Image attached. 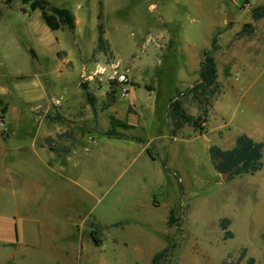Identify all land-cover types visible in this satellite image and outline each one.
I'll list each match as a JSON object with an SVG mask.
<instances>
[{"label": "rangeland", "instance_id": "374dc122", "mask_svg": "<svg viewBox=\"0 0 264 264\" xmlns=\"http://www.w3.org/2000/svg\"><path fill=\"white\" fill-rule=\"evenodd\" d=\"M45 1L53 7L67 8L80 15L83 22L78 24L77 31H50L31 2L13 0L9 7L0 2V85L9 89L23 88L33 82L36 75L44 74L48 75L47 86L56 94L64 93L71 108L78 106L81 96L77 89L85 85L92 91L103 92L101 100L110 90L108 97L113 99L109 101L116 113L122 114L124 109L127 113L134 110L126 104L127 98L118 97V88L109 87L107 75L118 66V73L128 77L132 88L137 82L140 85L143 82L142 79L136 82L133 74L152 73L154 94L134 90L136 100L147 109L145 121L137 125L132 134L145 139L166 132L165 105L171 100L182 101L189 114L195 117L203 110L212 109L214 101L210 105L203 102L205 88L193 75L187 85L180 86L179 94L173 93V89L178 86L181 73H196L192 69L198 57L194 62L185 61L179 52L188 49L186 41L192 51L209 48L210 38L221 31L217 36L218 49L213 56L222 95L216 97L219 99L208 125L207 118H201L199 125L202 129L195 130L198 134L208 130V134L167 145L170 147L167 153L170 162L180 171L171 173L180 199L167 221L164 242L169 251L155 264H221L227 255L236 256L242 248L254 258L255 264H264V166L253 176L230 175L223 182L220 174L212 168L207 149V146L219 147L218 137L229 134L252 135L264 141V19L253 21L251 18L252 10L264 6V0ZM150 4L157 8L151 10ZM244 5L249 6L248 11L243 9ZM227 9L234 14L231 22L227 20ZM98 24H102L117 56L110 52L96 54L91 50L89 45L96 39ZM245 25H249L247 30L251 33L239 35ZM50 38L54 39L52 57L41 51L37 59L32 50L30 55V48L40 51L42 41ZM101 68L106 69L104 74H96ZM212 97L207 98L212 100ZM9 104L0 97V118L6 126L2 110ZM98 113L94 117L95 126L83 109L62 119L52 107L40 116L66 124L72 139L79 135L88 145L96 142L99 132L105 134L111 129L110 126L103 132L97 126L101 118L106 123L110 117L101 109ZM219 116L223 117L222 120ZM219 121L227 125L216 132ZM117 128L116 133L124 132ZM9 131H0V134ZM179 131L186 136V128ZM154 149L151 146V150ZM98 157L89 156L86 160L91 169L98 166ZM100 160H106L105 155ZM32 161L19 158L16 164H10V168L18 170L22 177L21 187L14 189L10 183L3 184L2 189L0 187V242L14 241L16 229L17 236H21L19 241L31 242L27 246L31 252L30 261H21L20 264H151L154 256L165 248L150 262V257L140 251L147 245V239L137 237L125 227L110 229L104 237L94 233L95 227L90 225L94 220L108 223L135 215L124 202L125 195L132 191L125 181L128 173L140 165V160L109 189L106 188L113 180L112 171L103 168L106 172H102L97 189L103 193L95 207L94 199L73 182L52 178L45 169H40L42 174L30 172L29 167L34 165ZM261 161L264 164V152ZM81 165L73 168L75 176L80 175ZM1 175H4L2 171ZM30 181L38 183L39 201L36 205L29 197ZM22 217L35 220L32 223L24 221L15 227L16 221ZM223 218L230 221L228 230L232 238L227 240H223L224 232L219 227ZM156 225L162 227L161 223ZM88 229L91 238L87 235ZM156 243L150 249H159L161 243ZM10 254L11 250L0 247V264H15L13 259L9 263L3 262Z\"/></svg>", "mask_w": 264, "mask_h": 264}, {"label": "crops", "instance_id": "0c3cea01", "mask_svg": "<svg viewBox=\"0 0 264 264\" xmlns=\"http://www.w3.org/2000/svg\"><path fill=\"white\" fill-rule=\"evenodd\" d=\"M149 8L152 10L157 7L155 4H150ZM72 14L75 18L74 30L77 31V26L83 22V17L81 18L80 15H76L74 12H72ZM103 37L108 43L109 52L112 55L117 56L113 52L105 33H103ZM186 42L185 47L188 49H183L179 52L182 56H184L185 61L194 62L198 60L197 64L193 66L192 69L196 73H181L179 84L174 87L173 93H176V90L179 91L182 84L187 85L189 77H192V75L193 77L198 78L197 72L203 51L210 49L209 46V48L192 51L189 42ZM89 46L94 53L101 54L100 52H95L96 39L94 40V43H90ZM41 49L42 50L37 51L30 48L29 53L31 55L30 51L32 50L37 56V59L41 56V51L42 53H50L52 57L54 55V39L50 38L49 40L47 39L42 41ZM196 57H198V59ZM145 74H149V76ZM152 75V73L132 75L135 81L137 79H142L143 82L142 85H140V83L136 81L137 85L131 88L127 97L126 104L130 106L134 112L127 113L126 109H124L122 114L116 113L112 102L109 101L110 98L108 96H110V90L108 89V91L105 92L107 95L103 100H101V96L104 95L103 92L98 93L87 89V91L93 95L95 100L94 113L85 101L84 91L82 88L77 89L79 90L81 96L78 106L76 108H71L67 99H65L64 93L56 94L47 86L46 79L48 75H36L34 81L23 88L16 87L14 89H9L3 87L1 84L0 97L5 98L10 103L2 115L7 123V129H10V131L4 135L0 134V172L2 171V173H4V175H1L0 177L2 179L0 181L1 189L3 188V184L5 186L7 183L13 184L14 189L22 186V177L18 174V170L10 168L11 162L14 163L19 158L26 160L33 159L32 162L34 165L29 167L30 172L33 171V173L42 174V171L45 169L47 172L51 173L52 178L57 177L61 180L73 182L81 187L86 195L94 199L93 207H95L101 200L103 193L102 190H97L101 182V174L102 172L103 174L106 172V169L103 168L106 167L109 168V171H112L113 180H111L106 188L109 189V187H111L115 182L118 180L120 181V179L125 176L132 166L140 160V165L128 173V177L125 181V183L128 182L130 184L132 191L125 195L124 202L129 206V208H132L135 215L131 218H125L122 221H113L108 223L97 222L94 220V222L90 223V225L95 227L94 231L95 233L97 232V235H102L104 237L108 234V230L110 229H122L125 227L133 231L137 237L147 239V245L144 249H140V251L141 253L147 254L150 257L151 262L153 256L165 247L164 237L168 232V217L175 210V207L180 199L174 179L171 176V173L180 171L176 166L171 164L167 154L170 147H167V145L179 141H190L191 139L206 136L208 134V130L204 133L198 134L193 128L182 126L176 131L174 136H171V126L169 119L166 116L169 103H166L165 105L164 120L167 127L164 134L146 139L132 134V131L136 129L137 125L145 121V110L147 109V107L136 100L134 97V90L142 89L150 95L154 94L155 89L151 82V78L153 77ZM219 80L220 75L217 72L218 85L220 82ZM145 87H149V90L145 89ZM188 87L190 88L191 86ZM219 95L221 96L222 93ZM218 99L219 98L214 100L211 110H206V116H202V119L207 118V125L209 118L214 114V107ZM98 105H100V107H98ZM182 106L186 113L189 114L183 103ZM52 107H54V110L62 116V119L71 113H75V111L83 109L86 113H88L87 117L92 119L93 126L96 125L94 117L98 113V110L101 109L102 112L107 113L108 116H110L109 122L105 123L103 118H101L99 124L97 125L102 128L103 132L107 131L110 127V120L112 118L125 122L131 128L123 129L124 132L117 131L119 137L107 136L106 134L99 132L96 142L94 144L87 145L82 142L79 135L74 136L72 139V136L68 134L69 129L66 124H63L61 121L58 122L57 120H50L40 116V114L49 112ZM222 118V116H219V120H222ZM77 121H79V119ZM225 125L227 124L219 121L216 132L223 129ZM183 127L187 130L185 137H183L182 133L179 131L184 130ZM236 136L237 135L235 134H229L227 137L223 136L221 138L217 136L220 142L219 148L223 150L233 148ZM248 136L255 142H264L252 135ZM132 137L140 138L143 142L140 143L131 140L130 138ZM151 146H154L155 149L151 150ZM209 147L210 146H207V149H209ZM161 152H163L164 155H160ZM94 155L99 156V162L98 166H94L91 169L86 160H88L89 156L94 158ZM103 155H105L106 160L101 161L100 158ZM75 159L76 163L74 164ZM81 162L83 163L82 165ZM161 163H164V166H162ZM80 165L82 166L81 172L79 173L80 175L75 176V173L72 172L73 168L79 167ZM38 166L40 168H38ZM97 168L99 171H96ZM88 171L89 174H87ZM35 180L37 181L36 175ZM29 184V197L35 200L34 205H36L39 201L37 193L38 183L30 181ZM17 193L15 190V195H17ZM117 201L121 202V199H117ZM85 217H87V215L84 216V218ZM34 220V218L22 217L18 222L16 221L14 226L17 227V224L20 226L21 223H25L24 221H30L32 223ZM13 222H15V220H13ZM156 223H161L162 227L158 228ZM16 233L18 234L17 229L14 234V241L13 239H7L0 242L1 248L4 250H11V254L8 257H5L3 261L4 263H9L11 259H13L15 264H20L21 261H30L29 255L31 252L28 250L27 246L31 245V242L27 243L23 240L19 241L21 236H17ZM90 233L91 230L88 229L87 235L91 238ZM87 235L85 237H87ZM157 241L161 243L160 245L158 244L160 248L157 250L150 249L152 245L157 244ZM22 249H25L26 252L25 250L22 251Z\"/></svg>", "mask_w": 264, "mask_h": 264}, {"label": "trees", "instance_id": "16d2710c", "mask_svg": "<svg viewBox=\"0 0 264 264\" xmlns=\"http://www.w3.org/2000/svg\"><path fill=\"white\" fill-rule=\"evenodd\" d=\"M22 3H29L38 9L40 17L43 20L45 26L50 31L57 30H67L73 32L75 29V18L72 12L67 8H57L51 6L45 0H21ZM0 2L5 6L9 7L13 0H0ZM1 15V9H0ZM251 18L253 21H258L264 19V6L257 7L252 10ZM249 25H245L241 30L239 35L250 34L251 31L247 30ZM103 27L102 24L97 26V38L95 52L108 53V43L103 37ZM221 31H217L216 35L211 38L210 49L203 51L201 61L199 63V69L197 72L198 79L202 86L205 88V96L203 97V102L210 105L212 101L220 94L218 89L217 81V69L214 61L213 53L218 49L217 36ZM149 90V87H145ZM82 90L84 91L85 101L90 106L91 110L95 113V100L91 93L87 91L85 85H82ZM114 92V89H113ZM176 94L179 91L176 90ZM213 96L212 100H209L208 96ZM113 99V97H111ZM110 99V100H111ZM111 102V101H110ZM4 110H2V114ZM207 111L204 110L201 115L195 117L186 113L182 106V101L179 99L174 101H169V106L167 110V118L169 119L171 130L170 135L174 136L176 131L182 126H188L194 130H201L199 122L203 117L206 116ZM111 129L105 134L107 136L119 137V135L114 131L115 128L130 129L131 127L125 122L111 119L110 120ZM131 140L136 142H143L140 138L132 137ZM262 152H264V142H255L246 134H239L235 138V145L229 150H223L217 146H210L208 149V154L210 162L217 173H224L228 171H233L231 177L239 175L253 176L262 169ZM164 166V163H161ZM169 219V223L170 220ZM230 221L229 219L223 218L219 221V227L224 232L223 240L232 238V233L228 230ZM95 233V231H94ZM96 241V238L93 237ZM169 251L168 247H165L159 254L155 255L152 263L155 264L157 259L166 254ZM221 264H255L253 257L247 255L245 248L239 250L236 256L227 255Z\"/></svg>", "mask_w": 264, "mask_h": 264}, {"label": "built area", "instance_id": "2783aa9c", "mask_svg": "<svg viewBox=\"0 0 264 264\" xmlns=\"http://www.w3.org/2000/svg\"><path fill=\"white\" fill-rule=\"evenodd\" d=\"M243 9L248 11L249 6L244 5ZM117 68L118 66H115V68H113V71L107 75V79L109 81V87L118 88V97L120 99H126L128 97L129 91L131 90L130 81L128 77H126V75L118 73ZM105 70H106L105 68H101V70L98 71V73L96 74L103 75ZM6 130H7V126L4 123V121L0 118V131L5 132Z\"/></svg>", "mask_w": 264, "mask_h": 264}, {"label": "water", "instance_id": "95a60500", "mask_svg": "<svg viewBox=\"0 0 264 264\" xmlns=\"http://www.w3.org/2000/svg\"><path fill=\"white\" fill-rule=\"evenodd\" d=\"M234 18V14L231 9H227V20L231 22ZM233 173V171H228L224 173H220V178L223 182L227 180V177L230 176Z\"/></svg>", "mask_w": 264, "mask_h": 264}]
</instances>
